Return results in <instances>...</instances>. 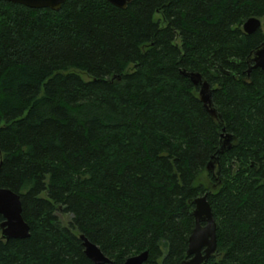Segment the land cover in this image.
Masks as SVG:
<instances>
[{
  "label": "trees",
  "instance_id": "1",
  "mask_svg": "<svg viewBox=\"0 0 264 264\" xmlns=\"http://www.w3.org/2000/svg\"><path fill=\"white\" fill-rule=\"evenodd\" d=\"M250 17L264 0H0V186L30 225L0 228V264H95L81 234L109 264H182L205 193L217 250L202 264H264V70L248 72L264 30L247 34ZM184 70L209 81L218 119Z\"/></svg>",
  "mask_w": 264,
  "mask_h": 264
},
{
  "label": "water",
  "instance_id": "2",
  "mask_svg": "<svg viewBox=\"0 0 264 264\" xmlns=\"http://www.w3.org/2000/svg\"><path fill=\"white\" fill-rule=\"evenodd\" d=\"M14 3L23 4L31 8H51L60 10L66 0H5ZM112 4L127 8L133 0H108ZM262 27V20L258 17H250L243 24V30L247 34H252ZM252 62L248 68L250 72L253 68H262L264 70V43L259 47L250 59ZM226 72V71H225ZM183 73L190 77L194 85L199 86V96L210 114L218 119L216 109L212 101V88L207 79H204L201 73L187 72ZM229 74V71H227ZM233 135L225 133V128L221 134V146L219 152H224L232 146ZM218 159V158H216ZM215 160L208 163L207 169H215ZM208 193L196 197L192 202L195 204L193 215L196 225L189 237L187 250L188 259L182 264H202L210 259L217 250V223L212 212L211 205L207 199ZM0 215L3 220L0 223L2 238H27L30 236V225L24 219L22 214L21 196L10 188L0 186ZM85 246L86 255L95 264H109L111 258L105 255L100 247L91 242L84 234L80 235ZM148 258V251L130 256L122 264H143Z\"/></svg>",
  "mask_w": 264,
  "mask_h": 264
},
{
  "label": "rangeland",
  "instance_id": "3",
  "mask_svg": "<svg viewBox=\"0 0 264 264\" xmlns=\"http://www.w3.org/2000/svg\"><path fill=\"white\" fill-rule=\"evenodd\" d=\"M262 20V29L264 30V17L261 18ZM84 78L87 79V76L83 74ZM59 218L64 225H69L72 220V215L70 213H64L62 211L58 212Z\"/></svg>",
  "mask_w": 264,
  "mask_h": 264
}]
</instances>
